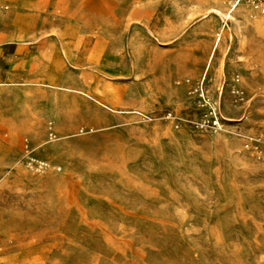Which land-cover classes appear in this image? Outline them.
Instances as JSON below:
<instances>
[{
  "label": "rangeland",
  "instance_id": "rangeland-1",
  "mask_svg": "<svg viewBox=\"0 0 264 264\" xmlns=\"http://www.w3.org/2000/svg\"><path fill=\"white\" fill-rule=\"evenodd\" d=\"M254 1L0 0V264H264Z\"/></svg>",
  "mask_w": 264,
  "mask_h": 264
},
{
  "label": "built area",
  "instance_id": "built-area-1",
  "mask_svg": "<svg viewBox=\"0 0 264 264\" xmlns=\"http://www.w3.org/2000/svg\"><path fill=\"white\" fill-rule=\"evenodd\" d=\"M254 2L257 3L256 0ZM28 164L36 171H42L46 167V163L44 161L39 160L33 156L28 159Z\"/></svg>",
  "mask_w": 264,
  "mask_h": 264
},
{
  "label": "crops",
  "instance_id": "crops-1",
  "mask_svg": "<svg viewBox=\"0 0 264 264\" xmlns=\"http://www.w3.org/2000/svg\"><path fill=\"white\" fill-rule=\"evenodd\" d=\"M220 41H221V37L218 38V41H217V45L216 46H218L220 44Z\"/></svg>",
  "mask_w": 264,
  "mask_h": 264
}]
</instances>
